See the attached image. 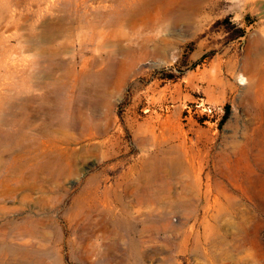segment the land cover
<instances>
[{"label":"rangeland","instance_id":"rangeland-1","mask_svg":"<svg viewBox=\"0 0 264 264\" xmlns=\"http://www.w3.org/2000/svg\"><path fill=\"white\" fill-rule=\"evenodd\" d=\"M100 1L0 0V264H264V0Z\"/></svg>","mask_w":264,"mask_h":264},{"label":"bare ground","instance_id":"bare-ground-1","mask_svg":"<svg viewBox=\"0 0 264 264\" xmlns=\"http://www.w3.org/2000/svg\"><path fill=\"white\" fill-rule=\"evenodd\" d=\"M74 1H77V0H74ZM83 1L85 2V0H82V2ZM132 2H133V0H101L100 4L101 3H105V8H104V10L100 9V12L101 11H103V12L100 13V15H99L98 14L99 11H98L96 16L91 11H85L84 14H81V15L79 14L78 15L76 11H79V10H77V8L76 9L73 8V10L76 12L75 15H77L78 17L77 18L74 17V18H71L70 20H67V24L63 27V29H64L63 31H65V32L69 31V33H72L73 32L72 28L77 26V27H79V29L81 28V31H83V32H85V31L90 32V40H91V42L96 46L97 49H99V51L100 50H103V52L106 51L108 53V58H113L114 54H120L121 55L123 52H125L127 50V48L125 47V44H124L125 42H127V41L134 42V40L135 41H139V40H141V38L144 37V36L141 37V30H138V28H135V27L130 25V21L133 18L139 17L137 12H136V10L139 9L140 10V14L142 15V11L145 9V7H144V5L142 7H134L136 4L134 5L135 2H133V3ZM131 7L134 8L135 10L134 9L131 10L132 9ZM157 21L158 20H156V22ZM152 22H155V21H152ZM144 24H145V21H144ZM141 25H143V23H141ZM128 29L129 30L131 29V32ZM74 34H76V33H74ZM48 40H50V39H48ZM48 40H46L47 43H49ZM143 40L147 44V43H149L152 40V38L148 36V37H144ZM258 40L259 41H258V47H257V54H258V56L261 57L262 55H264V39L262 37H260ZM141 44H143V43H141ZM54 57H56V56H54ZM52 60H53V57H52ZM50 63H52V61ZM90 64H91V62H90ZM74 74H77V73H74ZM77 77H81V76H77ZM7 123H8V121H7ZM75 126H76V124H75ZM23 131L19 132L16 135V137H13V136H11V135L6 133L4 136L0 137V144L8 142L10 144H14L15 147H17V148H23V147H25V145H23V144L25 143V141L27 139L32 141V142L37 140V137H35V136L31 137L26 132H23ZM65 159L68 160L67 157H65ZM56 161H57V159H56ZM55 164L58 165L57 168H59L60 172L63 173L64 171H67V169H66L67 167L65 168L63 163H61V164L55 163ZM40 167H41V169L45 168V167H43L42 164L37 166L38 169ZM37 168L33 170L32 175L36 174Z\"/></svg>","mask_w":264,"mask_h":264}]
</instances>
